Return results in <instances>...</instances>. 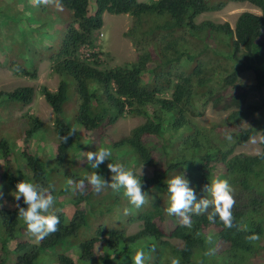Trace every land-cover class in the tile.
<instances>
[{"label":"trees","instance_id":"16d2710c","mask_svg":"<svg viewBox=\"0 0 264 264\" xmlns=\"http://www.w3.org/2000/svg\"><path fill=\"white\" fill-rule=\"evenodd\" d=\"M229 2L260 12L243 11L234 28L197 21ZM107 12L132 16L125 35L134 61L102 62ZM45 60L58 78L55 88L40 87L52 121L31 111L34 86L0 90V264H134L139 250L145 264H264V0H0V65L36 79ZM246 71L256 83L240 82ZM209 107L227 116L207 127L201 118ZM127 115L144 121L117 140L104 133ZM257 134L258 153L237 151ZM101 147L112 157L92 169L87 152ZM117 162L142 175L148 194L140 208L123 188L79 186L95 171L110 180L107 165ZM180 173L197 202L212 200V180L229 181L231 228L218 215L208 219L212 203L186 213L190 226L168 214L166 180ZM23 179L56 197L50 211L60 223L42 240L18 216L17 203L27 205L12 192Z\"/></svg>","mask_w":264,"mask_h":264},{"label":"clouds","instance_id":"9594fccd","mask_svg":"<svg viewBox=\"0 0 264 264\" xmlns=\"http://www.w3.org/2000/svg\"><path fill=\"white\" fill-rule=\"evenodd\" d=\"M102 36H104V33L101 31L98 34V41L101 40L100 38ZM98 49L99 46L97 45L93 49L89 48L86 53L88 55ZM75 132V128L70 129L67 135L62 137V141L67 143L68 139ZM228 139L230 140L231 136ZM86 156L89 166L92 169L98 170L101 164L106 160H110L112 151L108 147H101L96 151L87 152ZM107 168L111 173L110 180L105 179L95 171L85 177L84 180H81L79 186L83 187L86 180L88 184L94 187L97 193L105 188H111L114 191H119L123 188L125 190L124 195L127 196L130 204L136 208L143 206L148 192L142 191V175L137 174L119 162L108 163ZM189 183V179L183 173L176 174L166 180L170 199V206L166 209L168 214L182 216L184 218L183 225L190 226V220L186 213L190 211L200 213L208 207L209 203H212L214 205V211L209 215L208 219L210 221L214 220L218 215L225 227L231 228L233 226L231 209L235 201L232 195L233 188L229 181L227 179L212 180L210 185L207 186V191L211 195L212 200L201 199L199 202L196 200L194 189L189 187ZM12 195L17 202L23 197V203L27 207H22L17 203L18 216L23 219L28 231L34 234L38 240H42L49 234L57 231L60 219L54 211H50L56 203V197L52 194L50 187L43 188L23 179L16 184L15 191L12 192ZM134 264H145V253L143 250L136 252ZM172 264H178V261L173 260Z\"/></svg>","mask_w":264,"mask_h":264},{"label":"rangeland","instance_id":"374dc122","mask_svg":"<svg viewBox=\"0 0 264 264\" xmlns=\"http://www.w3.org/2000/svg\"><path fill=\"white\" fill-rule=\"evenodd\" d=\"M142 1L150 2L152 0ZM95 9V6H93V11ZM247 10L260 12L258 8L247 2H229L220 10L201 14L197 18V21L201 22L203 20H212L219 23H229L230 26L234 28L238 16L243 11ZM16 12L17 10L14 12V14ZM132 22L133 18L131 15L111 14L108 12L104 14V26L101 29V31L104 33V36L100 38L101 40L98 41V43L103 47L101 59L105 65L115 66L121 63L132 62L138 57V52L135 46L125 35L126 31L132 26ZM21 23L22 22L19 21V24ZM82 51L85 52L84 47H82ZM255 77L256 76L253 71H246L239 76V80L242 83H256ZM57 82V76L50 75V63L47 60L41 63L39 76L36 79L23 75H17L12 70L0 65V90L9 92L10 90L12 91L20 86H34L37 93L35 95L34 101L30 104V109L47 123L54 119V114L51 106L49 103H47L43 94L41 93L40 87L46 84L50 88H55ZM259 97L260 96L256 95L251 97V99H257ZM12 113L13 116L9 118L16 117L17 111L14 110ZM225 116H227V112L223 113L209 107L205 115L201 118V123L209 127L214 124L221 123L222 118ZM143 121L144 119L142 117H134L131 115L123 116L104 133L108 134L113 140H117L121 137L128 136L131 133V130ZM12 123L13 121H10V125H12ZM16 138L21 142L18 137ZM260 139V134L255 135L248 142L240 145L237 148V151L250 154L258 153L261 150V146L259 144ZM139 171L141 173L152 174L153 169L151 167L141 165L139 167ZM136 230V226L130 228V231Z\"/></svg>","mask_w":264,"mask_h":264}]
</instances>
